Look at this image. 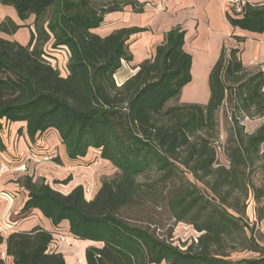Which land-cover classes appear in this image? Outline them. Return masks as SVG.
<instances>
[{
  "label": "trees",
  "instance_id": "16d2710c",
  "mask_svg": "<svg viewBox=\"0 0 264 264\" xmlns=\"http://www.w3.org/2000/svg\"><path fill=\"white\" fill-rule=\"evenodd\" d=\"M0 1L12 5L21 20L33 14L35 28L25 45L0 36V127L1 119L24 121L30 139L55 131L68 158L94 148L116 169L89 200L82 185L62 194L43 179L25 175L20 180L27 190L23 211L37 208L54 226L67 221L72 237L101 242L85 249L86 264H264V245L245 218L251 197L257 219L264 220L259 206L264 195V70L248 73L238 49L222 47L209 73L208 101L169 104L191 77L181 27L164 33L153 55L117 84L115 72L132 58L128 37L141 29L120 28L105 36L91 29L107 12L125 4L140 10L142 4ZM238 4L239 10L232 2L226 12L230 25L263 32L264 2ZM18 26L6 18L0 31L11 33ZM49 39L51 47L68 50L65 74L44 55ZM226 103L229 126L222 142L217 114ZM245 117L263 120L246 131L240 122ZM218 148L226 163L217 160ZM257 171L260 185L253 181ZM144 205L200 234L183 248L175 245L159 221L128 213ZM51 241L52 232L37 226L10 233L5 252L12 264H65L60 252L49 249ZM238 251L258 255L232 259Z\"/></svg>",
  "mask_w": 264,
  "mask_h": 264
},
{
  "label": "crops",
  "instance_id": "0c3cea01",
  "mask_svg": "<svg viewBox=\"0 0 264 264\" xmlns=\"http://www.w3.org/2000/svg\"><path fill=\"white\" fill-rule=\"evenodd\" d=\"M135 1L142 4L140 10L125 4L120 10L105 13L102 23L91 29L100 36L120 28L141 29L128 37V51L132 58L130 61H122L121 67L115 72L117 84L134 74L137 65L153 55L164 33L176 26L184 31L183 49L191 56L190 81L182 87L176 98L177 102L205 104L208 101L209 73L222 47L227 50L237 48V55L246 68L255 66L264 70V31L252 32L233 27L226 17L229 5L239 0ZM6 18L19 26L11 33L0 31V36L22 45L27 44L31 34L35 32L34 15L21 20L12 5L0 1V22ZM235 36L242 37L243 40L238 41ZM51 41L52 39H49L44 43V55L54 67L57 63V69L64 74L68 50L65 46L51 47ZM47 49L56 51L51 53ZM0 137L5 146V149L0 151V264H12L11 257L5 252L6 237L12 232L30 231L37 226L52 232L49 249L60 252L65 264H86L85 249L95 244L100 246L101 242L72 237L68 232L67 221L54 226L37 208L23 211L27 190L20 184V180L28 172L33 180L43 179L51 188L62 194L69 193L77 185L94 188L95 193L100 186V177L107 174L103 167L111 168V163L101 159L94 148H89L83 157L70 159L55 131L36 134L30 139L24 121L9 122L1 119ZM55 152L59 154L57 162L43 159L45 155ZM25 167L26 172L19 171ZM66 178L67 181L63 182ZM93 195L84 193L88 200ZM58 235H63L65 240H59Z\"/></svg>",
  "mask_w": 264,
  "mask_h": 264
},
{
  "label": "rangeland",
  "instance_id": "374dc122",
  "mask_svg": "<svg viewBox=\"0 0 264 264\" xmlns=\"http://www.w3.org/2000/svg\"><path fill=\"white\" fill-rule=\"evenodd\" d=\"M57 49H59V48H57ZM47 51L48 52L50 51L51 53H53L56 50L47 49ZM57 66L58 65L56 63V68H57ZM245 69H246V71H248V73H251V72H255V71L259 70V67H255V66L250 67V68L245 67ZM59 72L62 74V72L60 70H59ZM64 74H65V70H64ZM117 77L119 79V76H117ZM175 102H177L176 99H173L171 102H169V104H174ZM229 110H230V106L228 103H226L222 106V108L220 109V111L217 114L218 132H219L218 135H219V140H221L222 142L226 138V135H227L226 129L229 126V118H228ZM262 120H263V118L262 119H258V118L257 119H255V118L250 119V118L245 117V118L241 119L240 122L241 123L243 122L246 131H253ZM262 149H264V145L262 146ZM43 159L56 161V159H59V154H58V152L57 153L55 152V154H48V155H45ZM217 160L220 163H226L225 157H224L220 148L217 149ZM92 162L94 163L96 161H92ZM85 164H87V163H85ZM88 164H90V163H88ZM103 169H105V172L107 174L102 175L100 177V185H101V181L103 179H111L116 173V169L114 167L107 168V169H106V167H103ZM26 170H27L26 167L19 169L20 172H26ZM27 173L28 172H26V175H28ZM19 177H22V175H19ZM19 177L17 179H19ZM259 180H260V172H258V171L254 172L253 173L254 184L260 185ZM95 193H94V188H93V194L95 195ZM93 196L90 199H92ZM256 204L257 203H255V201L250 197L249 203H248L246 211H245V218H246V222L249 224L250 230L252 229L251 230L252 233L257 237L259 244L264 245V220L260 221L257 219L256 214H255ZM259 206L264 207V195L262 196V198L259 202ZM128 213H130L131 215H136V216H140L143 218H152L153 220H157V222L159 221L161 223V226H160L161 231L166 232V233L167 232L170 233L172 242L175 245L182 247V248L184 246L183 245L184 243L188 244L190 242H194L195 239L200 234V232L195 230L188 223L174 222L172 219H168L167 215L164 212H160L159 210H157L153 206H148V205L140 206V207H137L135 209L129 210ZM96 245L97 244H95V246ZM98 245H100V244H98ZM257 255L258 254L256 252H251V251H240L239 252L238 251V252H233L231 254V258L232 259L251 258V257H256Z\"/></svg>",
  "mask_w": 264,
  "mask_h": 264
},
{
  "label": "built area",
  "instance_id": "2783aa9c",
  "mask_svg": "<svg viewBox=\"0 0 264 264\" xmlns=\"http://www.w3.org/2000/svg\"><path fill=\"white\" fill-rule=\"evenodd\" d=\"M239 1H234L236 6H237V10H239V4H238ZM64 70H66V68H64ZM83 192L86 194L92 195L93 194V188H90L89 186H85L83 188ZM58 239L64 241L65 237L63 235H58ZM2 257H3V255H2Z\"/></svg>",
  "mask_w": 264,
  "mask_h": 264
}]
</instances>
